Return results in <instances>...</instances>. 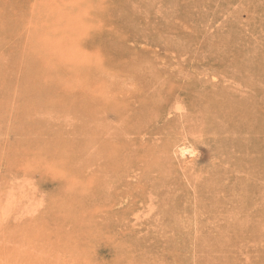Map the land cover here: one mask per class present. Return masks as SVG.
<instances>
[{"label": "rangeland", "instance_id": "1", "mask_svg": "<svg viewBox=\"0 0 264 264\" xmlns=\"http://www.w3.org/2000/svg\"><path fill=\"white\" fill-rule=\"evenodd\" d=\"M0 264H264V0H0Z\"/></svg>", "mask_w": 264, "mask_h": 264}, {"label": "bare ground", "instance_id": "2", "mask_svg": "<svg viewBox=\"0 0 264 264\" xmlns=\"http://www.w3.org/2000/svg\"><path fill=\"white\" fill-rule=\"evenodd\" d=\"M185 152L191 153L192 151L189 148H185L184 153Z\"/></svg>", "mask_w": 264, "mask_h": 264}]
</instances>
